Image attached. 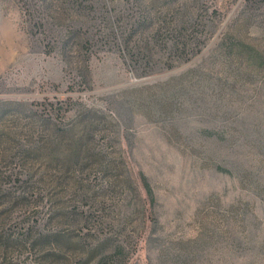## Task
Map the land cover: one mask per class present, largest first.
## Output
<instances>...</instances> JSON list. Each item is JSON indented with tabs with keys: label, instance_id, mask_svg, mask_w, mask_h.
Returning <instances> with one entry per match:
<instances>
[{
	"label": "rangeland",
	"instance_id": "1",
	"mask_svg": "<svg viewBox=\"0 0 264 264\" xmlns=\"http://www.w3.org/2000/svg\"><path fill=\"white\" fill-rule=\"evenodd\" d=\"M0 264H264V0H0Z\"/></svg>",
	"mask_w": 264,
	"mask_h": 264
},
{
	"label": "trees",
	"instance_id": "2",
	"mask_svg": "<svg viewBox=\"0 0 264 264\" xmlns=\"http://www.w3.org/2000/svg\"><path fill=\"white\" fill-rule=\"evenodd\" d=\"M80 126L82 127V125ZM80 126L55 127L52 129V132L50 131V136H48L51 146V157L54 162L66 166L74 173L77 171L78 165L83 164L94 152L87 138L92 131V127L88 125L83 126L82 131L77 133L76 130L81 129ZM109 168V175L113 178L112 180L115 187H123L129 182L128 179L131 178V174L123 171L119 163L112 162ZM144 180L147 190L152 192L148 180Z\"/></svg>",
	"mask_w": 264,
	"mask_h": 264
}]
</instances>
